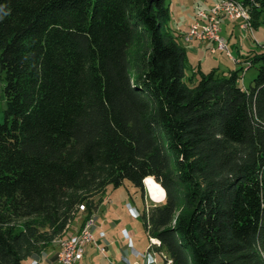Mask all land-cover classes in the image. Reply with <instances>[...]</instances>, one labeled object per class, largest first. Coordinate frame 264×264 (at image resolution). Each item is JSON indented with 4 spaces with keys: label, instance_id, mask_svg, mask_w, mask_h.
Wrapping results in <instances>:
<instances>
[{
    "label": "trees",
    "instance_id": "16d2710c",
    "mask_svg": "<svg viewBox=\"0 0 264 264\" xmlns=\"http://www.w3.org/2000/svg\"><path fill=\"white\" fill-rule=\"evenodd\" d=\"M240 1L264 22V0ZM169 19L166 0H0V264L41 255L108 186L143 196L147 176L164 263L264 264V49L187 76Z\"/></svg>",
    "mask_w": 264,
    "mask_h": 264
},
{
    "label": "rangeland",
    "instance_id": "374dc122",
    "mask_svg": "<svg viewBox=\"0 0 264 264\" xmlns=\"http://www.w3.org/2000/svg\"><path fill=\"white\" fill-rule=\"evenodd\" d=\"M166 1L170 8V19L168 25L170 28L175 30L174 32H180L193 15H195L196 20V12L198 8L207 9L211 6V0ZM242 21L243 19L230 20L228 18H223L221 36L224 38L225 43L229 47V50L234 58L238 57V51L243 55L246 54L243 59H240V63L245 66L248 65V61H246L248 54L264 49V45L262 47V44H264V22L260 23L256 28L252 25L251 27L247 25L246 27L241 28L240 24ZM249 23L251 24L250 14ZM184 33L180 36L184 42H195L193 39L190 41L185 40L183 38ZM205 42H211V45H214L212 40H205ZM186 43L183 44L185 45L184 47H188ZM187 55V76H191L194 69H199L201 72L207 73L212 69L227 71L229 69H236L242 66L235 63L236 59L232 60V57H229L223 51H217L212 54L211 52H203L201 50L198 54L188 52ZM256 73V66L245 70L241 75V84L246 87L249 86L253 78L256 76ZM198 78L199 74H196L195 80ZM4 81V74L0 70L1 121L4 119V110L6 107V101L2 92ZM95 203L97 205L96 208H94L92 214L86 219H84L86 214L85 208L81 207L71 223L72 226L75 227L78 223H83V226L90 223L91 229L93 227L92 231L95 238L104 237L106 239L108 238L115 244L119 243L120 245H124L128 249L126 254H129L128 252L130 251V248L133 247L136 253H131V256L135 259V263L143 260L148 251H151V249L149 248L150 242L144 231L141 213L144 208L147 210L151 209L154 205L162 204L163 201L155 202L150 199L145 187L142 196L139 189L134 187L129 181L125 180L119 187L114 188L112 186H108L104 194L95 198ZM81 224L79 230L83 227ZM59 242L60 241L52 242L46 250L49 252L51 249L56 248L57 243L60 245ZM31 261L32 260L30 259H26L24 260V264H30Z\"/></svg>",
    "mask_w": 264,
    "mask_h": 264
},
{
    "label": "crops",
    "instance_id": "0c3cea01",
    "mask_svg": "<svg viewBox=\"0 0 264 264\" xmlns=\"http://www.w3.org/2000/svg\"><path fill=\"white\" fill-rule=\"evenodd\" d=\"M215 1L216 0H211L210 5H212ZM194 20H195V15L191 17V19L184 25V28L181 29L180 32H174L175 30L169 27L171 33L174 36L178 37V40L182 42L181 43L182 45L186 42H184L180 36H182V34L189 28L190 24ZM211 44H212L211 42L199 43L195 41L193 43L192 42L186 43L188 47L185 48L187 50V53L193 52L195 54H198L201 50L203 52L204 51L210 52L209 47L212 46ZM245 56L246 54L243 55L238 51V57L235 58L236 59L235 63L242 65L240 63V59H243ZM80 224L81 223H78V225H76L75 227H73L71 224L62 238H69L74 236L79 230ZM59 240H56L55 242ZM95 240L99 245L104 247L105 251L104 252L100 251L99 249H97V247L94 244L91 243L85 247L83 258L78 262V264H168L163 262L159 254L154 255L153 250L148 251V253L143 258V260L135 263L136 262L135 259H133L131 256V253H136L133 247L130 248V251L128 252L129 254H126V251L128 249L124 245H120L119 243L115 244L114 242L110 241L108 238L106 239L104 237L95 238ZM59 249H60V245L58 243H57V247L51 249L49 252L45 249L41 255L28 258L33 261V262L31 261L30 264H57L56 254ZM164 257H166L165 252H163V258Z\"/></svg>",
    "mask_w": 264,
    "mask_h": 264
},
{
    "label": "built area",
    "instance_id": "2783aa9c",
    "mask_svg": "<svg viewBox=\"0 0 264 264\" xmlns=\"http://www.w3.org/2000/svg\"><path fill=\"white\" fill-rule=\"evenodd\" d=\"M235 5H243L239 0H216L209 8L207 9H197L196 12V20L191 23L188 30L184 33L183 36L193 37V41L205 42V39H213L214 40V48H209V51L214 54L217 51H223L226 54H231L232 60H235L232 53L229 50V47H223L221 44V32H222V19L228 18L230 20L234 19H242L241 15H236L235 13ZM203 19H211L212 22V30H205L203 28ZM244 25L243 21L240 24L242 28ZM93 223V221H92ZM72 240H64L61 241L60 249L56 254L57 264H67L69 258L71 257L70 245ZM150 249L153 250V254H158L155 251V246L159 245V242L155 238H150ZM94 244L97 249L104 252V247L99 245L92 233V229L90 227L89 233L86 236V245L81 247L80 259L83 258L85 247L88 244ZM163 255V252L160 253ZM170 264V260L167 261Z\"/></svg>",
    "mask_w": 264,
    "mask_h": 264
},
{
    "label": "bare ground",
    "instance_id": "6f19581e",
    "mask_svg": "<svg viewBox=\"0 0 264 264\" xmlns=\"http://www.w3.org/2000/svg\"><path fill=\"white\" fill-rule=\"evenodd\" d=\"M235 13L236 15H241V18L245 23L244 25H242V27H246L247 25L251 27V24L249 23V14L244 9L243 5H235ZM203 28L205 30H212L211 19H203ZM183 38L187 41L193 39V37H188V36H183ZM205 40H212L214 42L213 39H205ZM221 44H223V47H228L222 36H221ZM210 48H214V45H212ZM227 55L231 57V54H227ZM144 183L147 194L150 197V199H152L155 202H162V201L164 202L165 190L160 183H158L152 176L145 177ZM89 230H90V223H87L74 236L64 239L62 238L59 240L60 244L61 241L72 240L70 245L71 257L69 258L67 264L78 263L80 259L81 247L86 245V236L88 235Z\"/></svg>",
    "mask_w": 264,
    "mask_h": 264
},
{
    "label": "water",
    "instance_id": "95a60500",
    "mask_svg": "<svg viewBox=\"0 0 264 264\" xmlns=\"http://www.w3.org/2000/svg\"><path fill=\"white\" fill-rule=\"evenodd\" d=\"M143 184H144V187H145V183H144V181H143Z\"/></svg>",
    "mask_w": 264,
    "mask_h": 264
}]
</instances>
